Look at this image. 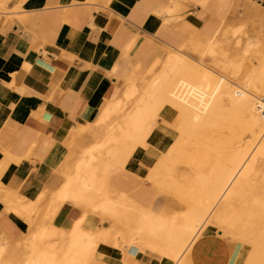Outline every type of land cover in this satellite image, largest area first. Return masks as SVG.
<instances>
[{
	"label": "rangeland",
	"instance_id": "1",
	"mask_svg": "<svg viewBox=\"0 0 264 264\" xmlns=\"http://www.w3.org/2000/svg\"><path fill=\"white\" fill-rule=\"evenodd\" d=\"M249 4L251 6L250 8L256 11L252 14V16L250 14L247 15L249 11L247 9L248 7L239 9L238 11H232L229 8L223 11V20L221 21L218 33L220 40L215 42L213 46L215 47V50L211 48L212 38L207 37L206 40H204L202 37L201 40V38L199 39V37H201L202 35L199 32L191 35L187 39L185 37H165V35H159L160 37H156V40L158 41V45L160 46V52L164 53V55L160 56L158 54L160 52L156 48L151 47L149 43V48L147 49L148 55L145 54L143 57L138 58V66L132 77H129L127 71L122 70L118 67L116 69H113L114 75L118 79H120V81L125 82L126 80L133 79V82L136 80V86H134L135 84L133 85L131 83L132 87L129 86L125 90L126 92L123 91V94L126 98H124L123 94L120 97H118L117 94H113L111 99H109L107 106L102 111L97 112L96 118L98 119V121H96L95 119H88L87 122L90 123H86L85 125H83V127L82 125L79 126V141L84 144L83 146H79V143H77L76 141L71 143L70 137H68L63 142L64 152H67V150H71L70 155L67 157L63 165V183H60V186L57 187L54 185L53 187L52 185L46 187L43 192L39 193L44 194L43 199L39 198L38 194L34 197H30V201H26L22 198V196L14 195L13 192L4 189L0 184V215L3 207V213L5 215L14 216L11 218L17 224L16 234L8 235L3 230V232L0 233V246H5L3 253H0V264H24V262L27 261L31 256H36L38 252L48 254L51 252L59 251L60 247H62V245L68 240L73 225L77 221L79 222L80 220H82L84 216L88 217H86V220H89V223L92 222L91 225H93V223H96L94 224V226L89 227V229L92 231H94L96 228L95 238L93 239L92 246V248L94 249L92 250L90 256L81 259V261H79L80 259H77L76 262L78 264H122L123 260L126 258L125 251H127L128 249L122 246L123 249H125L123 251V249L121 248L122 241L120 240V237L118 238L119 240L116 239L118 237L117 234L120 227V220L114 215L104 216L103 211L100 209L101 204L109 200L116 199L118 195H120V192L125 194L127 197L137 199L139 202L145 203L146 201L144 200H147V203H145L146 208L156 209L162 213L167 212V209L171 210L172 212H182L183 210L185 211L187 207L190 208L193 203L199 201L201 197L203 199L202 205H206V201L204 198L205 196L202 195V190L204 189L202 187H205V184L202 183V180L205 178H211V174H214L213 171L215 167L219 168L220 164L224 162V157L226 160V158H228V156L230 155V152L242 150L243 146H241V143L243 142V140L247 141L248 139L247 135H245L246 133H244V131L240 127L241 119L238 117L239 114L238 112H236L234 106H232V104L230 103V99L227 97L228 95H223V106L225 105L224 108H215L216 106H211L209 103L204 104L203 102H201V99H199L195 91H193L194 94L192 95V99L188 97L191 96V93L188 92L187 99L185 98V102L182 101V103L180 101L181 104L179 103V101H172L175 102L176 105L172 103V108H163L161 110L163 112H161L162 119L164 118L163 121L166 123H168L169 121V124H167L169 128L167 127V125H164L165 123L163 121L158 125L159 127L157 128V131H159L160 127H163V131L161 129V131L156 133L155 137L157 139H155L153 148L151 147L149 151H147L144 146L137 142L139 137L142 135V131L127 128L125 123L128 120L129 115L135 108L136 100L142 96L144 91H146L150 87L153 81L158 80L161 77L171 79V72L169 71L170 68L166 66V62L172 59L173 54L177 53V50H174L175 48L187 50L195 59H197L198 61L202 60L201 62L205 63L206 65L211 66L214 63L219 64L216 69L219 73V76H222L225 79L227 78L237 85H242L246 81V79L257 78L258 76L263 75L264 7L261 5H257L255 1H253V3L250 2ZM208 26H218V16L212 22H210ZM166 69L167 72L165 71ZM163 71H165L164 74ZM137 82L139 84H137ZM134 89L136 90L135 92L133 91ZM128 92L129 94H131V96L127 94ZM195 97L199 100L197 99L196 101ZM193 98L195 101L193 100ZM119 100L121 101V105L112 110V105H114ZM195 102L197 104L200 103V105H197ZM185 104H187L188 106H184ZM192 105H194V107ZM203 105H205L206 108ZM186 107L188 109H186ZM228 107L229 109H232H230L231 112L229 111ZM179 108H181V110ZM209 108L211 109L209 110ZM172 109L174 111L178 110V112L176 113H180L178 114L179 117H177L178 115L176 113L173 114ZM206 109H208L209 112L211 111V114L212 112H215L214 114L216 116L214 114H212L213 116L209 115L210 113ZM189 110H191L193 113ZM215 110H217L218 113ZM227 110L229 111V113ZM187 111H189L188 114ZM168 113L171 115L170 117ZM190 113L191 115H189ZM233 113H237L236 116ZM230 114L233 115V118L237 117V119L235 120L231 118L233 122L231 119H229L228 122V118L231 117ZM187 115L189 116V118L187 117ZM205 115L207 117L210 116V118H206ZM212 118L213 121L211 120ZM179 119L182 121V123L181 121L179 122ZM205 119H210L209 121L207 120V123L209 122L208 125H204V123H206ZM223 120L226 122H224ZM200 121L204 122L202 123ZM234 121H236L235 124H233ZM149 122L150 121H148L147 124ZM178 122L181 123V125L178 124ZM238 122H240V125L238 124ZM187 124L190 126H188ZM203 125L206 127H204ZM221 125L223 127H221ZM180 126H182L184 130H182V127ZM230 126H232V129L230 128ZM199 127H202V129ZM219 127H221L222 129H219ZM186 128L189 129L187 130ZM228 128L230 129L228 130ZM228 131L233 135L230 136ZM113 133L115 136H119L118 139L121 138V141L118 143V145L116 144V141L109 140L111 134L113 135ZM234 133L237 135H235ZM163 135L165 136V139ZM220 135L223 136L224 139L223 137L219 138ZM234 135L236 139L234 138ZM221 139H223L224 141ZM179 140H181L182 144H178L180 143ZM218 140H220L221 143ZM103 141L105 143H103ZM223 142H225L226 144H223ZM230 142L232 143L230 144ZM234 142H236V144ZM129 143H132V145H130ZM213 143L215 144L214 146ZM123 144H125V146ZM229 144L231 145V147L229 146ZM92 145H97V147H94V149H92L94 159L91 162V167L95 168V180L92 186L88 188L85 183H83L85 182L84 175L83 172L80 171V176L77 180L75 191L63 201H50V198L52 199V192L59 189L69 177L73 176L76 173V169H73L75 168V162L78 158L87 157L85 152ZM116 145L119 148L117 158L114 159V161H112V159H110L109 161L108 157L106 156V151ZM176 145H179V148H177ZM182 145L183 148H180V146ZM136 146L141 149L139 150ZM172 146H174L173 148L175 150L172 148ZM224 146H229L231 150ZM160 148L163 149V152ZM181 149H183L182 152ZM131 150L135 152L132 153ZM152 150L156 151L157 155L153 154L155 152H153ZM158 151H161V153H159ZM164 151H166V153ZM170 151L173 153H171ZM251 152L252 149L249 150L248 155ZM131 153L134 155H131ZM143 153L144 155H142ZM136 154L143 157L137 158ZM159 154H163L164 157L160 156ZM173 155L174 157H172ZM121 156L122 158L120 159ZM154 156L159 157L155 158ZM168 156L171 159L168 160ZM161 159H163V161L167 159L166 162L168 163L164 161L165 164L163 163L164 165H162L159 162ZM146 160H150L152 166H150L149 164V166L146 165ZM155 160H157L158 162ZM125 161H127L126 165ZM224 163L229 165L228 161H225ZM159 164L161 168L159 167ZM144 167H147V170H145ZM156 167H159V169ZM176 180L178 181V183L176 182ZM174 183L176 184L177 188L173 187ZM246 184L248 185L246 186ZM243 185L241 186L238 195L236 194L233 197V202L231 201V203L233 207H235V210L237 209L238 211H241V215L245 211V214H243L244 216L242 215V217L238 211L234 215H229L231 218L230 221L232 220V218H234L235 215H238L236 219L237 223L235 221L234 225H232L231 223L224 227L219 225L217 221L213 219L212 225L214 226L211 228V244L209 245L208 249H203V247H201V244L199 245V240L201 238L198 239L197 237L192 242V247H190L191 245L189 246V249L191 250L188 251V254H193V252L197 253V256L192 259L193 261H191L190 264H192V262L196 264H264V213H258L260 211L253 202L254 198H258L262 200L264 204V157H262L259 161V171L254 172L251 176V179L245 181ZM231 187H229V190ZM168 188H170V190ZM89 191L92 197L91 199L86 200ZM147 192H150V194H148ZM242 195L244 198L241 197ZM220 202L221 206H219V202L216 205L214 204V206L216 207L213 209V213L211 214V216L216 211H222V201ZM42 207L48 208L45 209ZM87 207H89L90 210ZM36 209L39 211H37ZM40 210H46L47 212L45 211L44 213H42ZM242 210L244 211L242 212ZM250 214L252 215V217ZM238 218L240 219L238 220ZM126 219L128 221H125ZM126 219L123 223L124 226L126 224V226H128L129 222L130 225L132 223L131 220L133 221L132 217H130V219L129 217ZM115 221H117V223ZM238 221H240V224L238 223ZM252 222L253 224L250 225ZM243 223L245 224L242 226ZM217 225L221 226V229ZM235 225L236 228H234ZM228 226L230 227L227 228ZM249 226H252V228L254 226L255 227L252 230ZM230 228L231 231H229ZM245 228L248 229L245 230ZM44 230H46V233ZM43 231L44 233H41ZM163 231L167 234V228L163 229L162 232L158 234L159 237L161 235L163 239L161 246L167 247L169 251H173L172 247L174 246H167V241L165 240L166 235ZM39 236L42 237L38 238ZM163 236L165 237L163 238ZM215 241H218L219 243H216ZM220 242L222 243V245ZM45 243L46 246L48 245V248L45 246ZM53 243L56 245H54V247H51ZM164 243H166V245H164ZM43 247L46 249H44ZM159 249L160 248L153 249L148 253L146 252V254H144V250L138 252L139 254L137 253L134 258V264H161L160 260H162V254L160 250L162 248L160 250ZM151 252L153 253L151 254ZM234 257L236 258V260ZM212 259L215 262L212 261ZM217 259L218 261H216ZM76 262L74 261L75 264H77ZM123 264H125V262H123Z\"/></svg>",
	"mask_w": 264,
	"mask_h": 264
},
{
	"label": "crops",
	"instance_id": "2",
	"mask_svg": "<svg viewBox=\"0 0 264 264\" xmlns=\"http://www.w3.org/2000/svg\"><path fill=\"white\" fill-rule=\"evenodd\" d=\"M253 1L264 7V0H0V184L26 201L57 187L71 152L63 142L83 146L79 126L98 121L128 87L114 67L132 77L149 43L160 52L159 35L219 37L223 11L248 7L252 16ZM3 212L0 233L16 234L14 216Z\"/></svg>",
	"mask_w": 264,
	"mask_h": 264
},
{
	"label": "bare ground",
	"instance_id": "3",
	"mask_svg": "<svg viewBox=\"0 0 264 264\" xmlns=\"http://www.w3.org/2000/svg\"><path fill=\"white\" fill-rule=\"evenodd\" d=\"M218 40H220L219 37H212L211 48L213 50H215L214 49L215 47H213V46H214L215 42ZM206 43H208V42H206ZM176 52L177 53L173 54L172 59H170L166 62V66L170 68L169 71L171 72V79L164 78V77L160 76L161 78L153 81V83L150 85V87L146 91H144L142 96L136 100L135 108L133 109V111L129 115L128 120L125 123L127 128L137 129V131L138 130L142 131V135L140 134L141 136L139 137L137 142L139 144H141L142 146H144V148L147 151H149L151 147L153 148V144L155 143V139H157L155 137V135L157 132L161 131V129L163 128V127H160L159 131H157V128L159 127L158 125L164 120V118L162 119V114H161L162 111L161 110L163 108L164 109L165 108H167V109L172 108V103L175 104V102H177V101H179V103L181 101V103H182V101H184L185 98L187 99V96H188L187 93L188 92L191 93L190 94L191 96H188V97H190L192 99V97H193L192 95L194 94L193 91H195L197 93V96L199 97V99H201V102H203L204 104L209 103L211 106H216L215 108H224L225 105L223 106V95H225V96L228 95L227 97L230 99V103L232 104V106H234V108L236 109V112H238V114H239L238 117L241 119V125L239 124L240 122H238V124L240 125V127L244 131V133H246L245 135H247L248 139H247V141L243 140V142L241 143V146H243L242 150H236V151H232V152L229 151L230 153L229 152L228 153L230 155L228 156V158H226V160H225V157H224V159H223L224 162L228 161L229 165L225 164L223 161H220V162H223L224 164L221 163L222 165L220 164L219 168L218 167H215V169L213 168L214 174H211L212 179L211 178H205L202 180V183L205 184V187H202V188H204L202 190V193H203L202 195L205 196L204 198L206 201V203H205L206 205H204V206L202 205L203 199L201 197L199 199V201H197L196 203H193V205L190 208L187 207L185 211L183 210L182 212H172L171 210L167 209V212L162 213L156 209L146 208L145 203H147V200H144V201H146L145 203L139 202L137 199L127 197L125 194H123L121 192H120V195H118V197L116 199L109 200V201L100 205V209L103 211L104 216L105 215H108V216L114 215V216H116V218H118L120 220V227H119V231L117 234L118 237L116 239H118L120 237V240L122 241L121 248L123 249V247H126L128 249L127 251H125V253L127 255V256L125 255L126 258L125 259L123 258L124 259L123 262H125V264H134V260H135L134 258L138 252L144 250V252H145L144 254H146V252L148 253V252H150L156 248H160V249L162 248L161 250L159 249L161 251V254H162V260H160L161 264H190L191 261H193L192 259H194L197 256V253L193 252V254H190V253L188 254V251L191 250L189 248L192 247L191 244L197 237H198V239L201 238L199 240V245L201 244V247H203V249H208L209 245L211 244V239H212L211 228L214 226V225H212L213 219H215V221H217V223L223 227L226 225H229L231 223H232V225H234V222L236 221L238 215H235L231 221H230L231 218L229 215H234L238 210L237 209L235 210V207H233L231 201L233 200V197L236 194L238 195V192L241 189V186L243 185V183L245 181H247L248 179H251V176L254 172L259 171V161L262 157H264V115L262 113L264 111V74L258 76L257 78L246 79V81L242 85H237L234 82L230 81L229 79H227V78L225 79L224 77L219 76V73L216 70L217 67L219 66V64L214 63L211 66L206 65L205 63L201 62L202 60L198 61L192 55H190V53L188 51L183 50V49H179ZM116 68H117V66L114 67L113 69H116ZM165 71L167 72V69ZM165 71H163V74L165 73ZM254 74H255V72H254ZM136 78H137V76H136ZM135 81L133 82V79H129V80H126L125 82L128 84V87L129 86L132 87V84L134 85ZM137 84H139V83L137 82ZM134 86H136V84ZM133 91L135 92L136 90L134 89ZM127 94H129V92ZM129 95L131 96V94H129ZM123 96H124V94H123ZM130 96H128V97H130ZM124 98H126V97L124 96ZM197 99L198 98H196V101H197ZM193 100H194V98H193ZM172 101H175V102H172ZM188 101H189V99H188ZM184 102H183V104H184ZM186 102H187V100H186ZM187 104H185L184 106H188ZM198 104L200 105V103H198ZM224 104H226V103H224ZM119 105H121L120 100L117 101L114 105H112L113 106L112 110L116 109ZM192 106L194 107V105H192ZM203 106L205 107V105H203ZM174 107H177V106H174ZM178 107H181V106H178ZM198 107H200V106H198ZM204 107H202V108H204ZM179 109L181 110V108H179ZM186 109H188V108L186 107ZM210 109L211 108H209V110ZM228 109H229V107H228ZM230 109H229V111L231 112L232 109L231 110ZM191 110H195V109H191ZM191 110H189V111H191ZM202 110H204V109H202ZM206 110L209 112L208 109H206ZM189 111H187V114ZM212 111H214V110H212ZM215 111L218 113L217 110H215ZM220 111H222V110H220ZM229 111H228V113H229ZM176 112H178V110H175V111L173 110V114ZM196 113H201V112H196ZM205 113H207V112H205ZM205 113H203V114H205ZM214 113L215 112H212V114H214ZM176 114L178 115L180 113H176ZM212 114L210 113L209 115L213 116ZM224 114H225V112H224ZM233 114H235V113H233ZM236 114H235V116H236ZM182 115H183V112H182ZM189 115H191V113ZM228 115H226V116H228ZM170 116L171 115L169 114V117ZM230 116H229L230 118H228V120H227L228 122H229V119L233 118L232 114H230ZM177 117H179V115ZM187 117L189 118L188 115H187ZM217 117H218V115H217ZM225 117H223V118H225ZM191 118H193V117H191ZM206 118H210V116L209 117L206 116ZM213 118L211 119L212 121H213ZM180 119H179V122L181 121ZM225 119H227V118H225ZM233 119L236 120L237 117L233 118ZM207 120L209 121L210 119H207ZM207 120L205 119L206 123H204V125H206V124L208 125L209 122L207 123ZM148 121H150V122L147 124ZM167 121H168V119H167ZM179 122H178V124L181 125L182 121H181V123H179ZM187 122H189V121H187ZM200 122H202V121H200ZM224 122H226V121H224ZM232 122H233V120H232ZM87 123H90V122H87ZM164 123H165L164 125L166 126L167 124H169V121H168V123H166V122H164ZM176 123H177V121H176ZM183 123H185V122H183ZM235 123H236V121H234L233 124H235ZM220 124H222V123H220ZM182 125H184V124H182ZM165 126H164V129H165ZM188 126H190V125H188ZM227 126H229V125H227ZM82 127H83V125H82ZM167 127H168V125H167ZM180 127H182V126H180ZM202 127H199V128L202 129ZM204 127H206V126H204ZM221 127H223V126L221 125ZM221 127H219V129H222ZM230 128L232 129V126H230ZM230 128H228V130ZM182 130H184L183 127H182ZM190 130H191V128H190ZM203 130H205V129H203ZM162 131H163V129H162ZM189 131H187V132H189ZM234 131H235V129H234ZM135 133H136V131H135ZM235 133H236V131H235ZM242 133H240V134H242ZM219 134H220V132H219ZM229 134H230V136L233 135L230 132H229ZM136 135H138V134H136ZM221 135L219 138L223 137ZM235 135H237V134H235ZM235 135H234V138H235ZM230 136H229V139H230ZM118 137H119L118 135L115 136L113 133V135L111 134L109 140L116 141V144L118 145V143L121 141V138L118 139ZM132 139H133V137H132ZM223 139H224V137H223ZM223 139H221V140H223ZM179 141H180V143H178V144H182L181 140H179ZM218 141H220V140H218ZM103 143H105V142L103 141ZM214 143H213V146L215 145ZM220 143H221V141H220ZM224 143L225 142H223V144ZM231 143L232 142H230V144ZM234 143L236 144V142H234ZM199 144H201V143H199ZM230 144H229V146L231 147ZM117 145L112 147L111 149H108V150L106 149L107 150L106 156L108 157L109 161H110V159H112V161H114V159L117 158V154L119 152V148L117 147ZM123 145L125 146V144H123ZM130 145H132V143ZM171 145H173V144H171ZM229 146L228 147L224 146V147L229 148ZM94 147H97V145H92L88 150H86L85 154L87 155V157H82V158L77 159V161L75 162L76 163L75 168H73V169H76V173L73 176L69 177L67 180L65 179L66 180L65 183L59 189L53 191L52 195L50 194L52 196V199L49 196L50 201H63L67 197H69L76 189L77 180L80 176L79 175L80 171H82L83 175H84L85 182H83V183H85V185L88 188L90 186H92V184L94 183V180H95V168L91 167V162L94 159V156L92 153V149H94ZM136 147L138 148V146H136ZM173 147L174 146H172V148ZM181 147L183 148V145L180 146V148ZM123 148H126V147H123ZM177 148H179V145L177 146ZM227 148H224V149H227ZM251 149H252V152L248 155L249 150H251ZM161 150L163 152V149H161ZM166 150H167V148H166ZM229 150H231V149L229 148ZM182 151H183V149H181V152ZM131 152L134 153L135 151L131 150ZM153 152H155L153 154H156V151H153ZM158 152L161 153V151H158ZM164 152L166 153V151H164ZM132 153H131V155H134ZM167 153H168V151H167ZM171 153H173V152H171ZM178 153H179V151H178ZM226 153H227V150H226ZM189 154H190V152H189ZM142 155H144V153ZM160 156H163V154ZM138 157L140 158L143 156L137 155V158ZM156 157L158 158L159 156H156ZM172 157H174V155ZM121 158H122V156L120 157V159ZM145 158H147V157H145ZM169 159H171V158L169 157L168 160ZM166 160H164V161L166 162ZM142 161H144V160H142ZM155 161H157V160H155ZM164 161H163V159H161L159 162L162 165H164L165 164ZM126 162L127 161H125V165H126ZM146 162H147V164L145 163L146 165L149 164L150 166H152L150 160H146ZM178 162H179V160H178ZM166 163H168V162H166ZM217 164H218V162H217ZM159 167H160V164H159ZM159 167H156V168L159 169ZM166 167H168V166H166ZM136 168H138V167H136ZM146 168H145V170H147ZM172 169H174V168H172ZM177 180H176V182L178 183ZM247 185L248 184H246V186ZM58 186H60V185H58ZM173 187L177 188L175 183L173 184ZM229 187H231L230 190H229ZM168 189L170 190V188H168ZM242 189H244V188H242ZM240 193H242V192H240ZM243 195L241 196L242 198H244ZM38 197L43 199L44 194H39ZM91 197H92V195L89 191L86 200L91 199ZM234 199H236V198H234ZM106 200H108V199H106ZM220 201H222V211H220V210H219V212L216 211L211 216V214L213 213V209L216 207V206H214V204L216 205L219 202V206H221ZM253 202H254L255 206H257L259 211H260L258 213H260V214L264 213L263 201L258 199V198H254ZM36 203H38V202H36ZM42 208H45V207H42ZM47 208H45V209H47ZM84 208H86V207H84ZM87 208L89 209V207H87ZM37 211H39V210H37ZM45 211L46 210H43L41 212L44 213ZM243 211L244 210H242V212ZM93 212H95V211H93ZM238 212L240 213L241 211H238ZM35 213H36V211H35ZM38 214H40V213H38ZM243 214H245V211ZM36 215H37V213H36ZM240 215H241V213H240ZM240 215H239V217H240ZM86 217L87 216H84L82 218V220H80L79 222L77 221L73 225L72 230H71V234H70L68 240L66 241V243H64L62 245V247H60L59 251L51 252L48 254L38 252L36 254V256H34V257L31 256L27 261L24 262V264H73L74 261L75 262L77 261V259H80L79 261H81V259H84V258L90 256L92 250L94 249V248H92V246H93V239L95 238L96 228L94 227L95 230L92 231L89 229V227L94 226V224H96V223H93V225H91L92 222L89 223L88 222L89 220L87 221ZM110 217H112V216H110ZM128 217H129V219H130V217H132L133 221L131 220L132 223L130 225H129L130 222L129 223L127 222L128 226H126L127 224L125 223L126 225L124 226V224H123L124 220ZM251 217H252V215H251ZM239 219L240 218H238V220ZM247 219H249V218H247ZM125 221H128V220L126 219ZM115 222L117 223V221H115ZM84 223H85V225H84ZM236 223H237V221H236ZM238 223L240 224V221H238ZM244 224L245 223H243L242 226ZM252 224H253V222L250 225H252ZM232 225H231V228H232ZM246 225H248V224H246ZM221 226H218V227L220 228ZM229 227L230 226H228L227 228H229ZM249 227H250V229L253 230V228L255 226L253 228H252V226H249ZM165 228H167V234L164 231L163 232L166 235L165 240L167 241L166 242L167 246L168 247H169V245L174 246V247H172L173 251H169L167 247L161 246L163 239H162L161 235L159 237L158 234L161 233L162 230ZM227 228H225V229H227ZM231 228H230V230L229 229L228 230L231 231ZM234 228H236V225ZM246 229H248V228H245V230ZM250 229H249V231H250ZM44 231L46 233V230H44ZM44 231L41 233H44ZM50 232H52V231H50ZM41 237L39 236L38 238H41ZM164 237L165 236H163V238ZM166 243H164V245H166ZM43 245H44V242H43ZM48 245H49V242H48ZM54 245H56V244L53 243V245H51V247L52 246L54 247ZM213 245H214V243H213ZM221 245H222V243H221ZM223 245H224V243H223ZM45 246H46V243H45ZM216 246H218V245H216ZM217 248H219V247H217ZM4 249H5V246L4 247L0 246V253H3ZM44 249H46V248H44ZM224 249H226V248H224ZM124 250L125 249H123V251ZM155 251H153V252H155ZM153 252H151V254ZM235 260H236V258H235ZM212 261H214V260L212 259ZM216 261H218V259ZM123 262H122V264H123ZM192 264H196V263L192 262Z\"/></svg>",
	"mask_w": 264,
	"mask_h": 264
},
{
	"label": "built area",
	"instance_id": "4",
	"mask_svg": "<svg viewBox=\"0 0 264 264\" xmlns=\"http://www.w3.org/2000/svg\"><path fill=\"white\" fill-rule=\"evenodd\" d=\"M262 113H263V115H264V111H263Z\"/></svg>",
	"mask_w": 264,
	"mask_h": 264
}]
</instances>
